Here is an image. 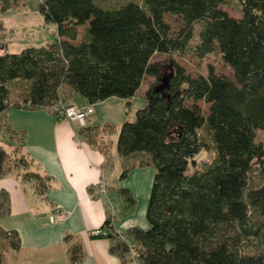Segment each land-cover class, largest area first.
I'll return each mask as SVG.
<instances>
[{
  "label": "trees",
  "instance_id": "trees-1",
  "mask_svg": "<svg viewBox=\"0 0 264 264\" xmlns=\"http://www.w3.org/2000/svg\"><path fill=\"white\" fill-rule=\"evenodd\" d=\"M225 2L137 0L101 8L94 0H38L43 22L55 25V41L0 53V122L9 109L54 114L67 96L89 106L110 97L128 104L145 79L154 78L143 92L146 103L132 121L121 122L116 139L120 181L134 168L153 169L147 227L118 231L108 212L104 235H98L110 241L109 252L122 264H264V148L255 142L264 132V0H236L238 18L222 9ZM165 14L182 22L172 36ZM197 24L194 53L201 58L218 52L232 77L210 64L206 75L192 77L174 61L193 42ZM0 25L2 38L12 29ZM165 73L167 86L157 90ZM13 84L22 91L11 101ZM5 130L20 143L11 144V152L0 145V178L28 164L19 151L23 134ZM94 130L80 132L91 141ZM256 168L259 180L249 187ZM25 178L43 191L38 174ZM119 195L123 207L134 208L129 188ZM8 210V195L0 191V217ZM6 246L19 248L18 235L0 225V264ZM69 254L78 263L80 248Z\"/></svg>",
  "mask_w": 264,
  "mask_h": 264
},
{
  "label": "crops",
  "instance_id": "crops-1",
  "mask_svg": "<svg viewBox=\"0 0 264 264\" xmlns=\"http://www.w3.org/2000/svg\"><path fill=\"white\" fill-rule=\"evenodd\" d=\"M72 99L81 105L88 104L79 96ZM122 102L110 97L91 105L93 112L83 127L78 122L57 119L45 109H9L0 127L23 134L19 151L28 164L0 178V191L7 193L9 201V210L0 217V225L3 230L15 232L20 245L16 250L6 246L4 264H72L69 250L74 247L80 248L79 264H122L109 252L110 241L94 236L93 230L102 229L108 212L113 214L118 231L147 227L145 212L154 173L148 166L134 168L120 181L118 170L122 163L116 147L109 148L105 140L98 142L95 130L91 141L80 132L99 121H106L108 127V115L117 111V104L123 107ZM2 143L11 152L13 146L4 144L5 140ZM113 160L119 168L116 166L109 184ZM24 173L38 174L43 191L34 179H23ZM129 182L141 188L139 195ZM124 186L135 198L133 209L123 207L119 189ZM58 207L66 212V217L50 221L49 216Z\"/></svg>",
  "mask_w": 264,
  "mask_h": 264
},
{
  "label": "rangeland",
  "instance_id": "rangeland-1",
  "mask_svg": "<svg viewBox=\"0 0 264 264\" xmlns=\"http://www.w3.org/2000/svg\"><path fill=\"white\" fill-rule=\"evenodd\" d=\"M126 1H134L137 3V0H94V2L100 6L101 8H108L110 6H113L115 4L120 5L126 3ZM141 2V0H138ZM7 4L9 7L5 10L0 12V22L3 23V25L7 26V28L11 27L12 31L6 30V33L1 38L0 36V53L3 52H11V53H18V51L29 48V47H36L40 46V43L51 44L56 39V33H55V27L53 23H44L42 16L37 10L38 7V0H0V7L2 5ZM222 9L226 11L231 16L238 18L241 16L240 11L238 9V5L236 3V0H226L225 4H223ZM1 9V8H0ZM165 21L168 24L170 28V35L176 34L179 27L181 26L182 22L181 19L175 15H169L165 14ZM2 26L0 25V30ZM199 24L196 25L195 34H194V40L191 42L188 46V48L185 49L184 53L179 54L175 53L173 55L174 61H176L182 68L184 69V72L191 75L192 77H196V75L207 74V65L210 64L215 72L217 74H222L227 77H232V70L228 68L223 61L219 57V53L214 51L212 53L206 54L204 57H198L196 53H194V47L198 43V35L197 32L199 30ZM83 29L84 27H80L78 29L79 35L78 40L83 38ZM3 31H0L2 33ZM156 61H163L167 60V56L165 55H155L153 57ZM166 72V71H165ZM164 73V72H163ZM167 75L162 74L163 76ZM154 81V78L147 77L143 84H141V88L138 90L136 95L131 98V100H128L129 103H126V100L122 99V106L119 108V105H116L117 111L112 112L108 115V119L111 120L110 124H106V121L102 122L99 121V123L94 124L95 131H96V139L99 142V140H105L107 142L106 144L110 148V146L113 145V147H116V139L118 137V134L120 132L121 122L124 119H128L132 121L134 119L135 111L139 108H142V106L146 103L145 97L143 96V92L146 88ZM21 85L17 86V84H13V96L11 97V101H13L16 95H19L22 91L20 89ZM76 96V95H75ZM70 100H69V98ZM77 98V97H76ZM117 98V97H116ZM64 100L65 102H74L77 101L72 99V97L67 96ZM78 103V102H77ZM79 104V103H78ZM204 110L207 109V106L202 104L201 102H198ZM110 113V112H109ZM61 120H67L68 119H61ZM6 127H0V139L1 144L5 140V143L12 144L13 146H16L20 143V139L18 135L15 133L6 132ZM4 130V131H3ZM6 133V135L4 134ZM8 135V136H7ZM9 137L8 140L7 137ZM11 141V142H10ZM255 142L263 146L264 148V132H257L255 137ZM112 148V147H111ZM22 166V165H20ZM27 166V165H26ZM116 166H118V163H115V161H112V168L111 170L113 173H111V177L109 176V184L111 183L114 171H116ZM23 167V166H22ZM119 168V166H118ZM152 171L153 169L149 167ZM121 170H118V174ZM259 178V172L258 169H254L251 173L248 175V186L252 187L255 186L257 180ZM134 184V183H133ZM129 185L131 186L130 182ZM125 187V186H124ZM133 188H136V192L140 193L141 188L139 186H131ZM130 190V189H129ZM131 191V190H130ZM134 191V192H135Z\"/></svg>",
  "mask_w": 264,
  "mask_h": 264
},
{
  "label": "built area",
  "instance_id": "built-area-1",
  "mask_svg": "<svg viewBox=\"0 0 264 264\" xmlns=\"http://www.w3.org/2000/svg\"><path fill=\"white\" fill-rule=\"evenodd\" d=\"M54 114L57 119H68L73 122H78L82 127L87 123V119L89 115L93 112L91 106L80 105L77 102H65L60 101L57 105H55ZM57 212L51 214L49 216L50 221H59L66 217V212L62 210L60 207L56 208ZM105 231L100 229L93 230V234L95 236L104 235ZM72 264H78L77 262H73Z\"/></svg>",
  "mask_w": 264,
  "mask_h": 264
},
{
  "label": "water",
  "instance_id": "water-1",
  "mask_svg": "<svg viewBox=\"0 0 264 264\" xmlns=\"http://www.w3.org/2000/svg\"><path fill=\"white\" fill-rule=\"evenodd\" d=\"M167 76H164L163 79L161 80V85L157 86L156 89L160 90L163 89V87L167 86Z\"/></svg>",
  "mask_w": 264,
  "mask_h": 264
}]
</instances>
